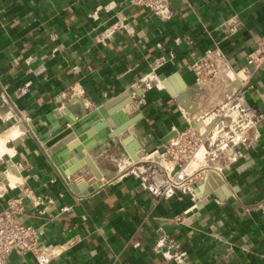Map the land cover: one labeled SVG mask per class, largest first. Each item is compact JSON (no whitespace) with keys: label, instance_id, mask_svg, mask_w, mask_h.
I'll use <instances>...</instances> for the list:
<instances>
[{"label":"crops","instance_id":"0c3cea01","mask_svg":"<svg viewBox=\"0 0 264 264\" xmlns=\"http://www.w3.org/2000/svg\"><path fill=\"white\" fill-rule=\"evenodd\" d=\"M173 8V21L164 23L127 0H0V135L18 129L9 151L0 153V211L16 189H36L39 202H27L21 220L42 226L49 243L74 241L52 264H176L154 249L164 234L188 252L185 264H264V125L237 162L212 166L219 179L204 178L208 201L194 209L189 194L156 200L110 166L125 152V139L152 152L219 106L224 83L199 87L188 68L197 57L218 46L239 69L264 38V0H176ZM118 24L128 30L114 29ZM149 79L152 88L140 86ZM251 86L247 99L264 114V67ZM124 93L133 98L124 107L128 117H142L90 154L105 183L87 196L75 194L31 125L55 110L78 122L82 111ZM104 120L82 135L87 142H100L97 126ZM82 136L64 149L83 145ZM74 174L85 188L98 180L84 164ZM181 215L184 222L175 223ZM10 262L37 264L31 254Z\"/></svg>","mask_w":264,"mask_h":264},{"label":"built area","instance_id":"2783aa9c","mask_svg":"<svg viewBox=\"0 0 264 264\" xmlns=\"http://www.w3.org/2000/svg\"><path fill=\"white\" fill-rule=\"evenodd\" d=\"M127 1L131 6L147 9L164 23L173 21L176 15L173 8L176 0ZM122 28L128 30L127 26L120 24L114 27ZM231 31L234 32L233 27ZM226 58L223 51L214 46L188 66L201 88L220 81L224 83L225 96L219 106L190 121L188 128L175 131L154 151H145L142 158L132 157L124 148L125 152L114 159V162H119L117 174L120 179L133 177L139 181L142 190L156 200L171 198L178 192L189 194L194 209L202 202L198 188L201 189L202 181L209 176L207 171L216 172L209 163H219L223 159L235 163L243 156V150L252 148L259 141L264 114L250 104L246 93L252 87V79L264 67V38L247 55L241 68H234ZM151 83V79L144 80L140 86L150 89ZM2 98L6 101L5 96ZM6 119L12 118L8 116ZM200 155L205 157L204 163L207 164L192 166ZM199 170H202L203 176L198 174ZM39 199L36 189L23 185L20 190L16 189L7 200L6 207L0 211V264H11L13 255L30 254L37 264H52L74 245L73 240L63 244L49 243L43 238L42 226L29 225L21 220L27 202L35 204ZM184 220L183 215L174 219L178 224ZM154 249L176 264H185L188 259V252L166 234L156 240Z\"/></svg>","mask_w":264,"mask_h":264},{"label":"water","instance_id":"95a60500","mask_svg":"<svg viewBox=\"0 0 264 264\" xmlns=\"http://www.w3.org/2000/svg\"><path fill=\"white\" fill-rule=\"evenodd\" d=\"M165 79V78H163ZM166 87L171 91L174 96L169 84L165 81ZM181 88H185V85L181 84ZM133 102V98L124 93L105 105L99 107L93 111H82L79 115V121H73L72 119H64L61 115L60 110L53 111L47 116V119L39 125H31L33 132L37 135L39 140L42 142L44 148L47 150L51 159L62 173L63 177L68 182L70 188L75 194L80 196H87L94 193L99 187L105 183L101 180L103 178L102 173L99 171L95 161L90 156L100 146L106 145L110 140H114L118 135L125 132L130 126L138 122L142 115H138L134 118H129L127 113L124 111V107ZM67 110L66 112H68ZM101 117L105 120L100 122L97 129L100 133L97 134L99 141L97 144H93V140L87 142V136H82L86 131L90 129L93 123H97ZM71 123V128H67L66 125ZM60 124V125H59ZM77 136H82L80 146H77L72 151L65 150V145L73 141ZM131 145L126 146L125 149L132 157L136 156L142 158L145 156V150L137 140H132ZM84 151V152H83ZM75 159V155H78ZM84 160V161H83ZM84 162H87L96 174L98 180L95 184L90 187H83L82 180H78L75 171L79 169ZM219 176L216 172L211 171L208 176L209 182L212 178ZM198 192L202 195V204H206L207 194H209L208 187L202 191L198 188Z\"/></svg>","mask_w":264,"mask_h":264},{"label":"bare ground","instance_id":"6f19581e","mask_svg":"<svg viewBox=\"0 0 264 264\" xmlns=\"http://www.w3.org/2000/svg\"><path fill=\"white\" fill-rule=\"evenodd\" d=\"M176 91V90H175ZM179 103H180V105L185 109V110H187L189 107H188V103H187V101H186V99L185 98H180L179 99ZM126 113H127V111H125ZM14 130H15V133H14ZM19 133H20V131H19ZM16 135H18V129H17V127L15 128V129H10L9 131H7V132H5L4 134H2V135H0V153L1 154H6L9 150H8V148H7V141H8V139L10 138V136H16ZM133 141H132V139L131 138H127V139H125L124 141H123V143L125 144V146H129V145H131V143H132ZM0 154V155H1ZM205 158V157H204ZM204 158H203V156H199L197 159H198V161H196V162H194L193 164H192V166H197V164H198V162L199 161H203L204 160ZM84 164V166L85 165H87L90 169H91V171L93 172V170H92V168L90 167V165L88 164V163H86V162H84L83 163ZM205 164V163H204ZM80 167H82V165L80 166ZM80 167H79V169H80ZM12 172V171H11ZM11 174L12 173H10V175H9V177L11 176ZM93 174H95L94 172H93ZM14 176V175H13ZM15 177V176H14ZM12 178V177H11ZM215 178V177H214ZM102 181H103V178L101 179Z\"/></svg>","mask_w":264,"mask_h":264},{"label":"rangeland","instance_id":"374dc122","mask_svg":"<svg viewBox=\"0 0 264 264\" xmlns=\"http://www.w3.org/2000/svg\"><path fill=\"white\" fill-rule=\"evenodd\" d=\"M132 111V110H134L133 112H135L137 109H131V108H129V111ZM126 147V146H125ZM155 157L157 156V154H155L154 155ZM154 158V157H153ZM203 158H204V156H203ZM115 159V158H114ZM198 161V160H197ZM204 161H205V158H204V160L203 161H200V163L199 164H197V166H201L202 164H204ZM118 164H119V162H113L110 166L113 168V170H114V172L115 171H117V170H119V167H118ZM205 164H207V163H205ZM209 164H211V165H214V164H218L217 163V161L216 162H211V163H209ZM105 179V178H104ZM106 181V180H105Z\"/></svg>","mask_w":264,"mask_h":264}]
</instances>
